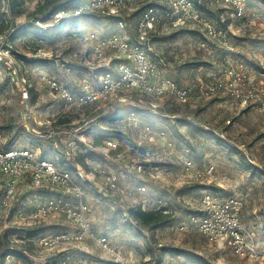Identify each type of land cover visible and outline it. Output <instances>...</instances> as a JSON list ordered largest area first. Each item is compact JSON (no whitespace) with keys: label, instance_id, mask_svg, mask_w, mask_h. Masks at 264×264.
Wrapping results in <instances>:
<instances>
[{"label":"rangeland","instance_id":"1","mask_svg":"<svg viewBox=\"0 0 264 264\" xmlns=\"http://www.w3.org/2000/svg\"><path fill=\"white\" fill-rule=\"evenodd\" d=\"M11 1L0 0L1 34L8 38L4 43L11 44L9 58L0 56V135L6 144L32 148L59 167H82L87 177L84 186L91 231L105 236L125 264H253L221 243L208 242L193 225L180 230L178 224L199 206L204 191L219 199L233 196L240 202L241 223L251 233L252 242L264 248V114L253 106L240 107L224 94L191 103L158 99L153 107L147 97L134 91L114 95L106 102L62 108L47 92L39 73L55 76L73 88L79 87L82 77L94 79L95 71L87 72L85 60L92 62L90 66L97 63L91 51L78 42L74 30L106 33L114 23L86 18L55 33L58 18L49 11L64 0H18L14 6ZM44 4L46 10L38 11ZM140 5H129L123 16L128 19ZM225 16L235 34L229 60L232 64L244 60L250 77L261 81L257 60L264 50V0H248L238 19ZM129 23L132 27L134 18ZM20 31L28 33L16 36ZM203 40L189 29L157 34L155 47L164 58L165 74L190 86L204 77L224 76L222 52L228 51L211 42L203 48ZM10 59L17 80L8 78L4 60ZM67 64L69 70H65ZM22 79L28 82L27 99L22 98ZM130 111L135 112L136 123L126 120ZM42 117L50 118L57 133L53 138L46 137L44 126L37 122ZM146 124L151 129L148 135ZM162 130L165 135L157 133ZM109 137L117 147L106 150L102 145ZM168 140L175 146H168ZM89 150H93L91 154ZM240 154L251 166L242 163ZM186 158L192 160L191 170L185 169ZM134 163H140L142 171L133 169ZM210 165L214 167L212 176H194ZM111 175L117 176L118 189L109 187ZM138 185H144L146 191L137 192ZM51 194L24 181L11 208L1 212L0 244L7 230L9 245L15 248V255L3 264H43L66 251H48L40 242L44 236L71 228L64 218L46 216L28 225L31 210ZM159 199L171 210L164 225L148 230L132 222L127 213L130 206L141 203L149 209ZM32 230L35 235L28 236ZM68 253L69 264H120L88 239Z\"/></svg>","mask_w":264,"mask_h":264},{"label":"built area","instance_id":"2","mask_svg":"<svg viewBox=\"0 0 264 264\" xmlns=\"http://www.w3.org/2000/svg\"><path fill=\"white\" fill-rule=\"evenodd\" d=\"M138 2H141V5L135 10L138 14L131 27L129 19L132 13L127 19L122 12L129 5ZM247 2L248 0H75L58 10L54 17L83 15L101 19L103 24L108 21L114 23V28L106 33L74 30L78 42L91 51L97 63L96 66H90L92 62L85 60L89 65L87 72L95 71V78H80L78 88L70 87L66 82L47 73L40 72L39 79L49 95L54 97L62 108L106 102L114 95L134 91L147 97L153 107L156 106L153 101L158 99L191 103L224 94L240 107L253 106L264 114V50L257 60V74L263 76L261 81H257L256 76L250 77L247 62L237 60L232 64L228 58V54L233 50L232 38L235 34L230 29L231 22H227L228 17L225 14H228L229 19L240 18L246 11ZM179 29L197 32L204 39L200 42L203 48H208L211 42L217 48L228 51L223 56V59H226L222 69L224 76L204 77L190 86L182 85L165 74L164 58L155 47L156 35ZM4 42H7V37L1 34L0 43ZM8 47L10 45L7 43L1 44V57L9 58ZM73 55L77 56V53ZM7 60L4 62L7 65L8 78L17 80L12 60ZM65 62L68 63L67 60ZM65 70H69V65ZM22 82V98L27 99L28 82L23 79ZM126 118L129 123L137 121L134 111H130ZM37 122L44 126L46 137L53 138L57 134L50 118L42 117ZM144 130L146 135L150 134V125L146 124ZM157 133L165 135L164 130ZM104 143L102 146L106 150L117 147V142L110 137ZM167 144L170 147L175 146L172 140H168ZM89 146L97 149L95 146ZM184 164L186 170L193 167L189 158L185 159ZM131 167L142 171L140 163H134ZM81 168L76 166L72 170L59 167L58 163L37 154L29 147L7 146L6 140L0 135V218L2 211L11 208L20 185L27 181L29 186L52 192L31 210L28 225L35 224L46 216H61L71 226L41 238V246L48 251L57 252L59 248L66 250L43 264H69V249L78 248L86 239L114 256L120 264H125L124 259L110 246L105 236L94 235L91 231L88 219L90 207L84 186L87 177ZM213 173L214 167L210 165L202 173L196 171L194 176H212ZM117 184V176L108 177L110 188L118 189ZM135 190L139 193L146 191L144 185H138ZM128 194L132 195V190H129ZM157 202L153 208L170 214L171 210L160 199ZM240 208L236 197L219 199L213 193L204 191L199 206L189 212L185 219L180 220L178 226L183 230L187 225H193L208 242L223 244L241 260L264 264V248L252 242L251 233L241 223ZM9 257L11 255L5 260Z\"/></svg>","mask_w":264,"mask_h":264},{"label":"trees","instance_id":"3","mask_svg":"<svg viewBox=\"0 0 264 264\" xmlns=\"http://www.w3.org/2000/svg\"><path fill=\"white\" fill-rule=\"evenodd\" d=\"M74 1L75 0H64V1L59 2L57 5L53 6L51 11H49L50 16H53L63 6L69 3H72ZM11 2L13 6L19 3L18 0H12ZM42 10H46V4L38 7V11H42ZM137 14H138V11L133 12L130 18H135ZM86 18L95 19L96 17L83 16V15L80 16V15H72V14L68 16H62L56 20L57 25L55 27L57 28V30L55 31V33L61 32V30H63L68 24L69 25L73 24L76 26L80 24L79 22H81V19H86ZM26 33L28 32L20 31L16 36H21ZM0 35H1V29H0ZM10 38H12V36H10ZM7 44L11 45L10 42H8ZM222 55L225 56V53L222 52ZM7 146H9V144H7ZM89 151H90L89 154H91V151L93 150H89ZM84 155H87V154H84ZM41 156H44V154L41 153ZM241 158H242V163L245 166H251V164L248 163L242 155H241ZM67 168L72 169V170L75 169V167L73 168L69 167L68 164H67ZM127 213L131 217L132 222H135V224L138 225L139 227L143 229H148V230H153L157 227L164 225L169 217V214L163 213L162 210L158 208L157 209L155 208L146 209V208H143L140 203H137L134 206H130L129 209L127 210ZM35 233L36 232L32 230V231H28L27 235L32 236V235H35ZM9 235L10 233L7 230H5L2 234L4 242L0 244V248L2 247L1 245H4V246H3V250L0 251V264H3V262L5 261L8 255H15L14 253L15 251L13 250L15 248L9 245V238H8Z\"/></svg>","mask_w":264,"mask_h":264}]
</instances>
